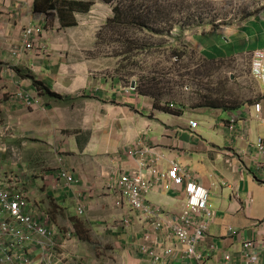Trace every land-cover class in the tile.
<instances>
[{"label":"crops","instance_id":"obj_1","mask_svg":"<svg viewBox=\"0 0 264 264\" xmlns=\"http://www.w3.org/2000/svg\"><path fill=\"white\" fill-rule=\"evenodd\" d=\"M250 1H261L264 5V0ZM262 15H256L250 21ZM0 19L5 23L0 31V86L11 80L14 88L25 89L34 101L33 108L28 109L12 103L11 96L9 105H1V111L10 120L9 126L15 127L7 131L6 138L0 132L2 162H6L8 143L19 148L22 143L30 152L52 153L53 163H56L55 156L60 162L58 170L46 172L42 165L36 164L32 172L24 171L25 176L16 164L12 174L7 172L2 176L4 171H0V180L9 183L14 176H23L22 189L17 188L18 191L27 195L36 215L44 213L50 217L49 226L55 237L54 242L46 243L55 244V251L50 252L52 255L61 256L57 250L59 231H75L77 223L78 229L102 238L111 247L112 264H149L150 259L137 249L150 231L148 222L126 207L117 208L118 196L111 190L117 177L138 169V161L128 158L126 152L140 146L144 161L150 160L147 151H152L161 158L158 166L164 173L171 169V164H178L208 190L213 221L204 243L198 248L204 256V264H245L242 259L245 243L255 246L264 263V159L257 147V140H264V96L237 109L169 106L171 111H161L156 109L157 102L152 97L135 93L125 97L120 92L124 89L113 87L110 79H93L88 67L79 70L83 72L82 76L75 72L73 78H68L62 74L66 70L61 68L62 64L59 68L49 64L40 53L27 52L19 59L14 58L12 48L27 28L47 29L49 26L48 16L35 11V0H0ZM250 21L248 25L222 35L227 48L233 50L226 56L253 54L264 49V46L247 49V40L241 31L251 24ZM256 35L259 39L264 37L263 33ZM238 44L242 46L239 50ZM200 51L205 53L208 49L202 47ZM27 69L30 75L62 96L70 97L81 87L102 104L98 103L100 106L95 112H77L59 106L41 97L33 82L18 73ZM89 80L91 83L98 81L99 87H93ZM3 98L4 95H0V102ZM258 103L262 107L260 113L254 109ZM232 118L236 119L234 130L228 128ZM191 124L197 127L192 128ZM11 131H15V137L8 135ZM84 131L88 133L85 142ZM45 156L49 154L40 157L44 159ZM62 169L76 179L75 185L69 187L59 180ZM144 176L149 178L147 172ZM147 202L165 214L179 216L185 210L186 194L184 190L169 193L155 186ZM81 206L85 209L84 216L78 214ZM123 217H129L131 228L128 232L115 231ZM70 220L82 224H72ZM167 246L174 254L165 257L161 264H195L187 261L185 249L176 241H169L163 247L167 249ZM84 252L82 245L81 249L72 246L68 251L81 258L85 257ZM88 253L94 254L92 246ZM32 254L35 264H39L41 250L34 248ZM227 255L231 257L230 261L226 260Z\"/></svg>","mask_w":264,"mask_h":264},{"label":"rangeland","instance_id":"obj_2","mask_svg":"<svg viewBox=\"0 0 264 264\" xmlns=\"http://www.w3.org/2000/svg\"><path fill=\"white\" fill-rule=\"evenodd\" d=\"M36 1L38 0H35V4ZM41 1L49 2L47 5L42 4L43 7L55 8V10L41 13L49 19L47 29L43 27L44 52L41 57L48 60L49 64H56L58 68L62 64L61 68L66 69L62 71V74L68 78H73L75 72L82 76L83 72L79 70L88 67L93 79L100 77L110 79L113 87L124 89L120 92L125 97L132 93L152 97L160 110L167 109L169 106L190 109L201 107L208 105L214 99L227 102L226 106L231 109L253 104L264 96V85L252 69L254 53L226 56L233 53V50L227 48L222 37L238 30L244 24L248 25V22L256 15L263 14L257 20L250 21L251 24L241 31L242 36H245L247 40V49L263 47L264 37L262 39L256 37V33L264 35V5L261 1ZM71 3L90 7L86 13H75L70 10ZM77 8L80 9V7ZM0 22L3 25L2 21ZM22 41L23 36L13 46L12 51ZM202 47L208 49V52L200 53ZM241 48V44H238V50ZM175 52H179L183 58L177 60ZM18 73H23V77L32 76L29 69ZM89 83L93 87H99L98 81L91 83L89 80ZM16 90L11 80L0 86V95H4L3 101L0 102V127L2 128L0 132L5 138L7 131L15 127L9 126L10 120L5 112L1 111V105H9L11 96L28 95L25 89L17 90V92ZM80 90L81 87L71 94L72 96L67 97L52 89L53 93L63 97L62 102L54 101L55 104L64 105L67 109L77 112L98 110L100 106L98 103L102 104L98 101L99 99L92 97L89 92L86 93L87 90ZM150 93L154 95H149ZM14 133L15 131H11V135H8L15 137ZM82 137L85 142L88 133L84 131ZM1 140L2 138L0 142ZM6 146L9 150L5 155L6 162L5 160L2 162L0 157V171H4L2 176L7 172L12 174L16 164L19 165V170L23 174L24 171L35 170L36 164L42 165L44 172L56 171L60 168L57 156H55L56 163H53L52 153L30 152L22 143L20 148L11 143ZM44 153H48L49 156L43 159L40 156ZM70 221L72 224L80 222ZM76 227L75 231L61 229L59 231L61 236L57 235V242H59L57 250L58 255L63 256L62 264H112L114 262L112 249L103 242L102 238L91 235L90 232L81 231L77 223ZM79 237L88 243L80 241ZM81 245L85 248L84 258L83 256L81 258L79 254L80 257L68 253L72 246L81 249ZM90 246L95 255L88 253ZM106 250L109 252L107 253Z\"/></svg>","mask_w":264,"mask_h":264},{"label":"built area","instance_id":"obj_3","mask_svg":"<svg viewBox=\"0 0 264 264\" xmlns=\"http://www.w3.org/2000/svg\"><path fill=\"white\" fill-rule=\"evenodd\" d=\"M0 22V31L4 27ZM44 30L41 27H29L23 33L22 43L11 54L14 58H21L27 52H44ZM252 69L264 85V49L254 53ZM12 103L22 104L26 108H33V98L28 94H21L11 98ZM261 104H255L257 113L261 112ZM236 119L229 121L228 128L234 130ZM196 128V124H191ZM139 147L129 149L126 154L131 160L138 161V169L123 173L113 182L111 190L118 196L116 206L119 209L128 208L131 213L139 214L148 222L150 231L142 238L137 246L138 252L150 259L149 264H161L165 257L172 256L173 250L167 246L169 241H176L185 249L187 261L195 264H204V256L198 248L204 243L213 221V212L210 207V194L194 177L189 176L178 164H171V169L164 173L158 166L161 158L154 152L150 160L144 161ZM257 147L264 159V140H257ZM145 153V151H143ZM139 155V156H138ZM155 155V156H154ZM152 156H154L152 158ZM148 173L149 178L144 176ZM59 180L66 186H73L76 179L66 170L62 169ZM22 184V177L14 176L11 182L5 184L0 181V264H35L33 249L39 248L42 261L39 264H62V255H52L55 251L54 231L50 228L48 214L36 215L31 207L27 195L18 191ZM155 186H160L165 192H180L186 194V206L179 216H171L152 208L147 202L148 195ZM85 209L79 207L78 214L84 216ZM129 217H123L119 228L115 231H127L131 228ZM121 229V230H120ZM211 250H214L211 247ZM51 252V253H50ZM242 259L245 264H264L257 249L252 243L243 246ZM230 261L231 257L226 256ZM75 262V261H73ZM80 264V263H77Z\"/></svg>","mask_w":264,"mask_h":264},{"label":"trees","instance_id":"obj_4","mask_svg":"<svg viewBox=\"0 0 264 264\" xmlns=\"http://www.w3.org/2000/svg\"><path fill=\"white\" fill-rule=\"evenodd\" d=\"M48 3L49 2H43L41 0L36 1L35 11L37 13H46L49 10H55V8H53V7H51L49 9V8H45V7L42 6V4L43 5H45V4L47 5ZM69 6L72 7V8H70V10H72L75 13H78V12L79 13H86V12H88V9L90 7L89 5H85L84 6V4H79V3H71V4H69ZM77 7H80V9H78ZM83 7H85V8H83ZM117 12H119V11H117ZM174 55L177 58V60H181L183 58L179 52L178 53L175 52ZM26 78L33 82L34 87L38 90L39 95L41 97H45L47 99H50L52 101H57V102H62L63 101V97H61L60 95H58L56 93H53L52 89L49 86H47L46 83L37 80L33 76H28ZM154 84H158V83L154 82ZM149 95H154V94L150 93ZM227 104L228 103L223 101V100L214 99L213 101H210V103L208 105H205L204 107L229 109L226 106ZM237 108H239V107H234V108H231V109H237ZM156 109L160 110L157 106H156ZM161 111L168 112V111H171V110L169 108H167V109L163 108V110H161ZM174 113L179 115V112H174Z\"/></svg>","mask_w":264,"mask_h":264},{"label":"clouds","instance_id":"obj_5","mask_svg":"<svg viewBox=\"0 0 264 264\" xmlns=\"http://www.w3.org/2000/svg\"><path fill=\"white\" fill-rule=\"evenodd\" d=\"M23 177V176H22ZM1 181V180H0ZM1 182H4V181H1ZM5 183V182H4ZM5 184H7V183H5ZM22 191V190H21Z\"/></svg>","mask_w":264,"mask_h":264},{"label":"water","instance_id":"obj_6","mask_svg":"<svg viewBox=\"0 0 264 264\" xmlns=\"http://www.w3.org/2000/svg\"><path fill=\"white\" fill-rule=\"evenodd\" d=\"M133 87H134V85H133Z\"/></svg>","mask_w":264,"mask_h":264}]
</instances>
